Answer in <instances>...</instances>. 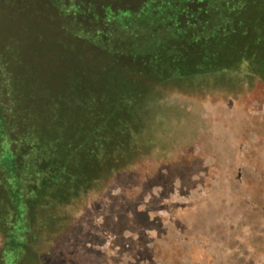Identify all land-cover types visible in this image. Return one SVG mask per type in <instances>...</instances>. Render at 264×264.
Listing matches in <instances>:
<instances>
[{
	"label": "rangeland",
	"instance_id": "rangeland-1",
	"mask_svg": "<svg viewBox=\"0 0 264 264\" xmlns=\"http://www.w3.org/2000/svg\"><path fill=\"white\" fill-rule=\"evenodd\" d=\"M139 2L0 0V264H264V0Z\"/></svg>",
	"mask_w": 264,
	"mask_h": 264
},
{
	"label": "trees",
	"instance_id": "trees-1",
	"mask_svg": "<svg viewBox=\"0 0 264 264\" xmlns=\"http://www.w3.org/2000/svg\"><path fill=\"white\" fill-rule=\"evenodd\" d=\"M136 1H138V2L140 1L139 3H140V8H141V7H143V4H145L146 0H136Z\"/></svg>",
	"mask_w": 264,
	"mask_h": 264
}]
</instances>
